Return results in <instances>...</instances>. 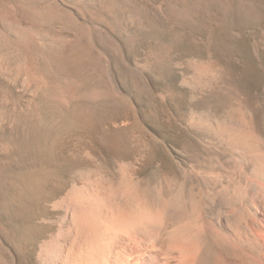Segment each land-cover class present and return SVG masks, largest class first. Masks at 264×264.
I'll return each mask as SVG.
<instances>
[{"label": "rangeland", "instance_id": "obj_1", "mask_svg": "<svg viewBox=\"0 0 264 264\" xmlns=\"http://www.w3.org/2000/svg\"><path fill=\"white\" fill-rule=\"evenodd\" d=\"M258 156L264 0H0V264L250 225Z\"/></svg>", "mask_w": 264, "mask_h": 264}, {"label": "bare ground", "instance_id": "obj_2", "mask_svg": "<svg viewBox=\"0 0 264 264\" xmlns=\"http://www.w3.org/2000/svg\"><path fill=\"white\" fill-rule=\"evenodd\" d=\"M262 160L260 156L256 157L257 179L261 187L259 196L248 203H238L235 197L230 199L233 213L241 208L247 209L250 225H226L221 220L222 225H212L211 236L200 241L167 235L171 225H168L166 215L163 225H159V235L151 231L149 225H104L100 238L105 244V241L113 239L116 246L113 248L111 244L112 249L106 251L101 241L99 247L87 254L82 264H264ZM168 205L166 201L165 211ZM203 231L199 228L197 232L203 235Z\"/></svg>", "mask_w": 264, "mask_h": 264}]
</instances>
